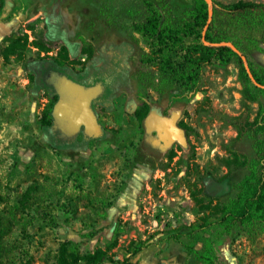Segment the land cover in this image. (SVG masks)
<instances>
[{
  "label": "rangeland",
  "instance_id": "rangeland-1",
  "mask_svg": "<svg viewBox=\"0 0 264 264\" xmlns=\"http://www.w3.org/2000/svg\"><path fill=\"white\" fill-rule=\"evenodd\" d=\"M215 1L254 4L264 14V0ZM170 3L176 15L191 6ZM141 7V0L0 4V264H59L63 244L78 258L101 249L122 262L142 248L131 263L150 252L155 264H203L192 253L203 245L192 230L205 221L201 234L217 264H264V198L254 219L229 234L214 210L249 175L235 168L243 160L258 159L264 197V130L248 125L258 105L243 100L234 62L206 65L193 91L162 81L158 63L140 64L150 42L130 26ZM254 37L262 51L248 59L264 67V31ZM171 58L180 62V53ZM40 61L115 73L109 102L98 108L104 136L75 147L49 141L51 103L32 72ZM151 113L184 140L165 143L148 131Z\"/></svg>",
  "mask_w": 264,
  "mask_h": 264
},
{
  "label": "trees",
  "instance_id": "trees-1",
  "mask_svg": "<svg viewBox=\"0 0 264 264\" xmlns=\"http://www.w3.org/2000/svg\"><path fill=\"white\" fill-rule=\"evenodd\" d=\"M3 1L0 0V4ZM170 1L141 0V10L130 26L134 34L150 42L149 52L142 53L139 58L140 64L158 63L162 81L184 91H193L206 65L213 61L222 65L236 63L243 100L258 105L253 122L248 124L250 130H264V67L248 59L252 52L262 51L254 35L264 31L263 12L258 14V6L245 2L228 6L215 0H209L210 3L207 0H187L191 6L176 15ZM178 53L181 58L177 63L171 57ZM258 166L256 158L236 164L235 168L248 167L249 175L236 185L234 199L218 201L214 206L219 214L216 223L226 234L236 223H250L256 212L261 210L264 197L258 196L261 182ZM228 168L231 171L233 167ZM199 200L195 197L196 202ZM258 215L261 217V214ZM208 225L205 221L203 226L193 228V233L203 245L200 251L193 250L192 253L203 264H217L210 238L201 234L205 233L204 228ZM66 246L63 244L61 247L59 264H133L129 258L142 251V248L135 249L121 262L113 260L101 249L78 258L68 255Z\"/></svg>",
  "mask_w": 264,
  "mask_h": 264
},
{
  "label": "flooded vegetation",
  "instance_id": "flooded-vegetation-1",
  "mask_svg": "<svg viewBox=\"0 0 264 264\" xmlns=\"http://www.w3.org/2000/svg\"><path fill=\"white\" fill-rule=\"evenodd\" d=\"M32 72L51 103L50 124L45 125L49 141L59 148L75 147L104 136L98 108L109 102L115 73H74L50 61L36 62Z\"/></svg>",
  "mask_w": 264,
  "mask_h": 264
},
{
  "label": "water",
  "instance_id": "water-1",
  "mask_svg": "<svg viewBox=\"0 0 264 264\" xmlns=\"http://www.w3.org/2000/svg\"><path fill=\"white\" fill-rule=\"evenodd\" d=\"M203 35H204V32H203ZM237 54L239 53L237 52ZM243 61L245 63V59H243ZM56 74L57 73H53L54 76H56ZM152 121H153L152 124L148 125L147 127L149 129L156 130L160 138H162L164 142L165 141L171 142L172 140H177L176 139L177 136H180V139L178 140V142H182L184 140L183 131L179 129L178 127H176L175 125L165 122L164 120L158 118V116H156L154 120L152 119Z\"/></svg>",
  "mask_w": 264,
  "mask_h": 264
},
{
  "label": "crops",
  "instance_id": "crops-1",
  "mask_svg": "<svg viewBox=\"0 0 264 264\" xmlns=\"http://www.w3.org/2000/svg\"><path fill=\"white\" fill-rule=\"evenodd\" d=\"M157 115L155 114V113H151V114H149V116L145 119V127H146V129L148 130V131H150L151 129H149L147 126L148 125H151L152 124V119L154 120V118L156 117ZM153 117V118H152ZM153 130V129H152ZM177 140H172L171 142H178V140L180 139V136H177V138H176ZM165 143H170V142H166L165 141ZM141 255H142V253H141ZM145 257H146V259H145V262L143 263V264H146L147 263V261H149V262H153L154 264L157 262V259L152 255V253H147V254H145ZM103 264H111V263H109V262H104ZM142 264V263H141Z\"/></svg>",
  "mask_w": 264,
  "mask_h": 264
}]
</instances>
